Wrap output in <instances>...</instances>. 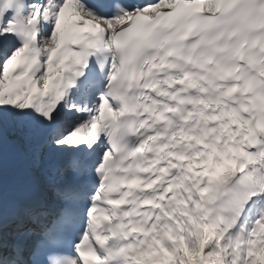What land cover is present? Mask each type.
I'll list each match as a JSON object with an SVG mask.
<instances>
[{
  "label": "snow or ice",
  "instance_id": "obj_1",
  "mask_svg": "<svg viewBox=\"0 0 264 264\" xmlns=\"http://www.w3.org/2000/svg\"><path fill=\"white\" fill-rule=\"evenodd\" d=\"M0 264H264V0H0Z\"/></svg>",
  "mask_w": 264,
  "mask_h": 264
},
{
  "label": "rangeland",
  "instance_id": "obj_2",
  "mask_svg": "<svg viewBox=\"0 0 264 264\" xmlns=\"http://www.w3.org/2000/svg\"><path fill=\"white\" fill-rule=\"evenodd\" d=\"M33 169H35V164L32 165Z\"/></svg>",
  "mask_w": 264,
  "mask_h": 264
}]
</instances>
